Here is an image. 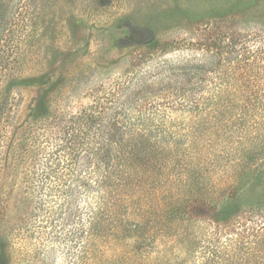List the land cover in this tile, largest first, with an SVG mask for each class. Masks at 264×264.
<instances>
[{"label": "rangeland", "instance_id": "rangeland-1", "mask_svg": "<svg viewBox=\"0 0 264 264\" xmlns=\"http://www.w3.org/2000/svg\"><path fill=\"white\" fill-rule=\"evenodd\" d=\"M232 17L259 26L264 0H0V264H70V226L56 220L62 191L51 197L49 186L70 178L78 195L89 173L103 172L119 120L193 116L179 104L153 113L180 96L175 83L155 91V81L185 73L209 88L232 68L253 80L249 52L232 59L201 44L207 23ZM263 32L248 43L264 46ZM202 215L223 233L264 218V172ZM34 220L46 226L40 236L24 231Z\"/></svg>", "mask_w": 264, "mask_h": 264}, {"label": "trees", "instance_id": "trees-1", "mask_svg": "<svg viewBox=\"0 0 264 264\" xmlns=\"http://www.w3.org/2000/svg\"><path fill=\"white\" fill-rule=\"evenodd\" d=\"M253 22L260 27L220 18L204 26L208 37L201 42L232 59L249 52L257 65L252 81L233 68L209 88L185 73L167 81L156 72L151 78H160L155 83L162 86L155 91L175 83L180 96L156 103L153 113L179 104L176 111L193 116L182 123L168 120V113L163 120H119L102 156L103 172L89 173L78 195L70 178L49 186L51 197L62 191L56 220L70 226V264H264V218L223 233L202 215L264 172V46L248 43L264 31V22ZM212 32L217 34L210 37ZM173 43L164 42V49ZM159 45L151 43L154 51ZM49 154L45 160L57 159ZM47 173L40 178H49ZM41 221L28 222L24 231L40 236L46 228Z\"/></svg>", "mask_w": 264, "mask_h": 264}]
</instances>
